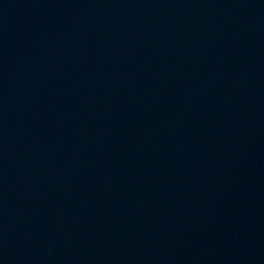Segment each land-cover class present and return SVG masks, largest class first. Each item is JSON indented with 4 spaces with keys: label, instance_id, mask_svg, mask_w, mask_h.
<instances>
[{
    "label": "water",
    "instance_id": "water-1",
    "mask_svg": "<svg viewBox=\"0 0 264 264\" xmlns=\"http://www.w3.org/2000/svg\"><path fill=\"white\" fill-rule=\"evenodd\" d=\"M0 264H264V0H0Z\"/></svg>",
    "mask_w": 264,
    "mask_h": 264
}]
</instances>
